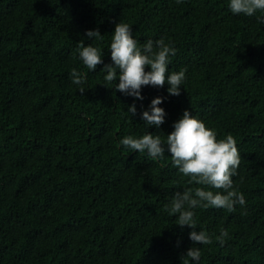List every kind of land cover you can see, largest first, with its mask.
I'll list each match as a JSON object with an SVG mask.
<instances>
[{
  "label": "trees",
  "instance_id": "16d2710c",
  "mask_svg": "<svg viewBox=\"0 0 264 264\" xmlns=\"http://www.w3.org/2000/svg\"><path fill=\"white\" fill-rule=\"evenodd\" d=\"M228 3L0 0V264H183L193 246L201 257L190 264H264V13L234 15ZM119 22L141 45L174 46L169 72L187 70L180 96L145 86L135 100L105 85ZM90 30L103 39L89 40ZM81 40L103 53L95 72L78 58ZM73 69L86 73L83 96ZM154 98L165 122L147 129L140 114ZM185 110L217 139L231 135L241 157L232 180L245 205L193 209L208 245H193V229L164 210L199 186L167 152L152 160L119 143L147 131L165 139Z\"/></svg>",
  "mask_w": 264,
  "mask_h": 264
},
{
  "label": "clouds",
  "instance_id": "9594fccd",
  "mask_svg": "<svg viewBox=\"0 0 264 264\" xmlns=\"http://www.w3.org/2000/svg\"><path fill=\"white\" fill-rule=\"evenodd\" d=\"M176 2L179 4L183 0ZM228 8L234 15L251 17L264 13V0H229ZM258 22L264 24V17H258ZM85 37L89 40L103 39L98 30L86 31ZM77 52L78 58L89 71L95 72L97 65L103 63L101 49L91 44L85 46L83 40L78 43ZM109 52L111 63L105 64L101 72L106 73L103 79L105 85L111 86L110 89L135 100H143L141 89L145 86L162 88L167 85L168 96L181 95V85L186 79L187 70L169 72L170 57L176 54V49L164 39L148 40L141 45L134 38L132 28L119 22L114 26ZM146 68L149 71H145ZM70 76L71 82L78 86L83 96L86 91V73L73 69ZM162 102L163 98H154L148 110L141 112L140 118L145 128L159 129L165 122L166 113L158 107ZM126 113L129 117L136 115L135 105L130 106ZM172 129L170 134L163 135L165 139L161 138L162 134L154 135L147 131L139 138L125 136L119 143L130 152L146 154L152 160L163 158L167 152L178 173L187 177L189 184L199 186L177 191L164 210L169 216L176 217L175 224L178 227L193 229L189 233L193 245H208L213 242V237L204 231L195 230L197 225L193 209L214 208L233 212L237 205H245L243 194L235 189L232 180L241 162L240 153L231 135L217 139L214 129L206 127L204 122L187 110L173 123ZM228 235L226 229H221L215 240L223 246ZM200 257V248L193 246L182 257L183 264L198 262Z\"/></svg>",
  "mask_w": 264,
  "mask_h": 264
}]
</instances>
